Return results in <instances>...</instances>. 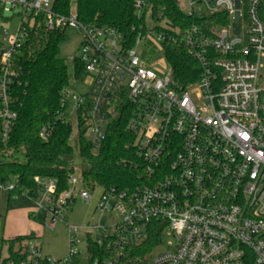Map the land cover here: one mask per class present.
Segmentation results:
<instances>
[{
	"label": "built area",
	"instance_id": "built-area-1",
	"mask_svg": "<svg viewBox=\"0 0 264 264\" xmlns=\"http://www.w3.org/2000/svg\"><path fill=\"white\" fill-rule=\"evenodd\" d=\"M52 5L53 0H0L2 141L16 119L10 96L16 59L41 19L49 31L73 28L83 34L77 59L88 90H66L62 100L69 141L83 121L86 139L97 149L114 121L126 118L149 180L136 191H102L95 210L113 211L116 221L69 228L68 255L59 264L77 258L80 231L87 243L90 238L108 251L105 264H264V0L180 1L188 17L212 18L173 31L199 68L197 80L185 87L173 81L171 70L164 77L158 63L136 52L142 45L165 60L164 31L153 26L126 49L115 29L87 27L74 13L57 14ZM134 8L140 15L143 5L136 2ZM7 12L18 19L13 35L2 28L11 19ZM233 24L241 26L240 35ZM35 183L39 194L32 213H43L41 225L47 229L63 220L77 199L92 201L73 173L63 191L53 179ZM13 189L0 184V192ZM158 233L151 251L128 256ZM164 235L173 242L156 253ZM29 253L42 257L34 246Z\"/></svg>",
	"mask_w": 264,
	"mask_h": 264
},
{
	"label": "trees",
	"instance_id": "trees-1",
	"mask_svg": "<svg viewBox=\"0 0 264 264\" xmlns=\"http://www.w3.org/2000/svg\"><path fill=\"white\" fill-rule=\"evenodd\" d=\"M180 1L53 0L52 6L63 16L74 13L87 27L115 29L126 49L132 48L136 37L147 30L145 16L149 15L153 30L164 31L163 55L171 78L179 87H185L197 80L199 68L173 31L203 24L204 20L212 18L188 17ZM136 2L143 5L140 15L134 8ZM65 38V31H49L39 19L16 59L14 83L10 89L11 108L16 119L8 139L3 142L0 137V184L14 185L12 191L4 192L7 199L25 193L34 201L39 194L36 178L53 179L59 191L66 190L76 157L80 162L83 187L87 190L99 187L102 191L112 188L131 192L149 184L126 118L114 121L97 149L87 141L83 121L79 122L77 135L69 141L71 127L62 121V100L68 86L67 65L59 56V46ZM74 77L81 82L85 79L84 66L77 58L74 59ZM42 131L47 133L45 139L40 137ZM29 217L38 220L34 213ZM34 239L33 233L2 239L0 248H6L7 256L0 257V264H51L46 257H31L29 244ZM159 241V233L151 234L141 252L130 251L128 256L144 255ZM87 252L89 264L95 260L105 264L108 251L96 246L90 238ZM76 261L73 259L67 264Z\"/></svg>",
	"mask_w": 264,
	"mask_h": 264
},
{
	"label": "rangeland",
	"instance_id": "rangeland-1",
	"mask_svg": "<svg viewBox=\"0 0 264 264\" xmlns=\"http://www.w3.org/2000/svg\"><path fill=\"white\" fill-rule=\"evenodd\" d=\"M5 16L11 19L2 23V28H5L9 35H13L18 25V19L16 16H13L11 12L5 13ZM145 23L147 30L154 26L149 15L145 16ZM233 26L235 32L234 34L240 35L241 26L239 24H233ZM65 36V40H63L59 46V56L65 60L67 65V92L71 94H84L88 90L87 84L85 82L75 80L74 77V59L80 56L83 34L81 31L68 28L65 30ZM136 52L142 60L149 59L153 63H158L157 67L162 70L164 77L168 78L170 76L169 65L165 62L160 53L148 52L142 45L136 48ZM262 63H264V60H262ZM73 175L79 181L82 179L78 157H76L74 164ZM88 192L92 199L91 203L86 204L80 199H77L71 209L64 215V219L59 221L52 229H47L41 225V219L43 217L42 212L36 214L38 220L34 221L32 228H29V224L24 226L23 223H21L19 225V220L21 219L19 212L34 210L35 205L33 201L29 199L25 193L7 199L6 194L4 192H0V243L2 239L7 238L6 235L9 230V224H13V226L19 228L17 230L19 233L29 231L35 235V239L29 245L36 246L42 257H46L52 262L65 259L68 255L70 246L69 228H85L88 225L92 226L98 224L105 227L111 225L117 219V216L113 211L100 213L95 210L96 203L102 193V188L96 187L94 191L88 189ZM92 233L93 236L96 235L95 232ZM172 242L173 240L170 236L164 235L163 242L157 248L156 253L168 250L170 246H167V244ZM86 244L87 239L85 237V231H80V243L77 245L79 254L76 258L77 261L75 264H89ZM6 256V248H0V257L5 258Z\"/></svg>",
	"mask_w": 264,
	"mask_h": 264
},
{
	"label": "crops",
	"instance_id": "crops-1",
	"mask_svg": "<svg viewBox=\"0 0 264 264\" xmlns=\"http://www.w3.org/2000/svg\"><path fill=\"white\" fill-rule=\"evenodd\" d=\"M34 210L32 211H22V212H19V216H21V219L19 220V225L21 223H23V225H28L29 224V228H32V226L34 225V221L29 217V213H32ZM14 216V215H13ZM22 221V222H21ZM9 230L7 232V235H6V239H9V238H13L15 236H18V235H27V234H30L31 232H18L17 230L19 228H17L16 226H13V224H9Z\"/></svg>",
	"mask_w": 264,
	"mask_h": 264
}]
</instances>
